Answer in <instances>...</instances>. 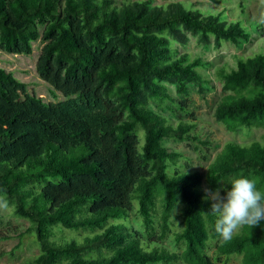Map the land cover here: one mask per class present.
Masks as SVG:
<instances>
[{"label": "trees", "instance_id": "obj_1", "mask_svg": "<svg viewBox=\"0 0 264 264\" xmlns=\"http://www.w3.org/2000/svg\"><path fill=\"white\" fill-rule=\"evenodd\" d=\"M251 27L180 0H0V48L30 54L41 39L37 70L66 97L47 101L0 66V196L30 221L0 230V240L34 234L41 250L29 264H216L214 239L219 255L264 264V221L224 241L206 186L226 194L243 171L264 187V141H228L205 173L171 172L181 153L164 139L191 137L196 124L170 123L161 110L175 101L166 82L188 94L208 81L212 62L175 46L187 30L221 45L250 41ZM217 73L226 92L216 118L231 131L264 126V51ZM135 201L149 240L172 235L180 250L112 221ZM57 228L86 233L57 237Z\"/></svg>", "mask_w": 264, "mask_h": 264}, {"label": "rangeland", "instance_id": "obj_2", "mask_svg": "<svg viewBox=\"0 0 264 264\" xmlns=\"http://www.w3.org/2000/svg\"><path fill=\"white\" fill-rule=\"evenodd\" d=\"M117 1L125 2L128 0ZM153 1L154 3H168L178 0ZM180 1L188 4V6L199 7L206 12H223L229 20L240 19L248 26L252 22L254 27L251 28L255 30L252 39L242 44L224 41L221 45H217L214 36L206 42L201 40L198 34L188 30L186 32L189 35V40L186 43L175 42V46L180 52L187 51L192 56H201L211 61L212 65L202 69L204 76L208 79L203 84V90L199 84L190 83L189 93L181 94L176 83L166 82L175 101L170 102L171 107L161 109L162 113L170 123L177 124L181 120H189L194 122L196 126L192 130L191 137L184 140L167 137L163 142L181 153L177 164L172 165L171 172H173V169H178L180 171L200 170L205 173L209 164L228 141L235 140L241 143H249L255 139L264 141V126L242 127L237 131H231L215 115L217 104L226 92L223 88V81L217 73L218 68L226 66L230 69L236 66L240 56L254 55L257 52L264 51V0ZM43 45L44 42L41 39L34 41L33 51L30 54L12 53L0 48V66L13 71L18 78L27 83L29 91L39 94L45 100L58 101L65 99V95L55 90L37 70V62ZM180 103H183L184 111L177 105ZM206 186L211 196L216 192H219L221 196L225 195L223 187L212 190L207 184ZM137 205L138 203L135 201L128 217L115 218L112 221L129 223L133 229L143 235L146 241H150L145 233L142 219L137 212ZM178 214L179 210L177 209L173 215V228L175 230H180L182 226ZM29 224L28 219L15 213V207L12 203L8 202L6 209H0V230H11L14 226L22 230ZM56 231L57 237L64 235L70 239L73 236L81 238L86 233L64 228H57ZM19 241L18 237L0 240V264H29L39 254L41 249L34 234L29 233L23 238L22 242ZM217 242L216 239L212 240L208 249V253L213 257L216 264H242V255L240 254H232L229 257L219 255L217 253ZM150 245L180 250L172 235H168L165 239L152 241Z\"/></svg>", "mask_w": 264, "mask_h": 264}, {"label": "clouds", "instance_id": "obj_3", "mask_svg": "<svg viewBox=\"0 0 264 264\" xmlns=\"http://www.w3.org/2000/svg\"><path fill=\"white\" fill-rule=\"evenodd\" d=\"M258 177L245 175L243 171L232 180L224 196L219 192L212 195L210 212L216 217L215 232L230 241L238 229L257 226L264 221V187ZM8 202L0 196V209H6Z\"/></svg>", "mask_w": 264, "mask_h": 264}]
</instances>
